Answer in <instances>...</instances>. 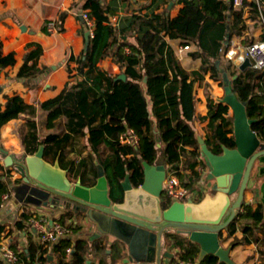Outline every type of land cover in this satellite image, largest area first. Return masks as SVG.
Wrapping results in <instances>:
<instances>
[{"label": "trees", "instance_id": "1", "mask_svg": "<svg viewBox=\"0 0 264 264\" xmlns=\"http://www.w3.org/2000/svg\"><path fill=\"white\" fill-rule=\"evenodd\" d=\"M94 1L99 5L88 11L95 24L93 35L89 36L86 51L79 57L70 58L77 63L78 74L83 80L41 103V108L47 111V128L56 127L58 119L65 116L70 132L62 136L51 132L42 142L32 133L30 139L27 136L23 139L28 152L34 153L43 143L45 157L54 154V158L59 156L61 160L73 140L72 134L87 138V144L96 151L104 147L97 156L99 164L104 167L114 201L124 197L121 182L126 175L131 176L134 186L143 183V161L154 164L163 158L165 165L171 164L177 169L185 159L184 168H190L192 174L199 177L197 167L206 164L198 162L201 155L199 136L194 127L197 119L194 89L197 83L206 89L209 84L206 75L223 86L229 85L232 93L245 103L247 115L257 120L252 129L264 142V71L252 68L239 70L226 58L232 38L246 27L244 7L250 6L258 15L264 0L257 3L244 0L243 7L238 9L233 0H184L185 5L176 17L172 18L165 12L157 13L153 15V22L145 14L134 13L121 19L120 24L110 19L118 9L117 0ZM64 17L62 15L58 23V32L65 30ZM84 24L83 34L88 30ZM167 37L183 40L184 45L195 44L197 51L192 53V57L201 60L200 67L187 70ZM261 38L264 40V35ZM106 57L120 67L121 74L126 75L125 80L100 69L99 63ZM14 62L12 53L0 55V71ZM206 97L208 112L201 118L202 121L208 120L206 141L214 153H221L223 144L234 146V117L225 115L230 108L227 104L217 102L208 91ZM35 110V107L11 100V105L0 111V137L2 128L11 119L21 113L33 114ZM130 130L139 137L138 145L120 142L121 136ZM158 138L161 139L160 146ZM31 143L32 146L28 147ZM189 147L195 151L189 152ZM0 150L6 151L1 145ZM86 164L84 162V166ZM73 168L71 164L70 172ZM12 171V167H6L0 159V205L2 195L10 194L13 186L21 182V179L11 177ZM178 174L183 178L181 173ZM74 175L88 186L95 184L98 178L96 168L74 172ZM168 203L165 200L163 205L166 207ZM241 209L227 227L228 235L233 236L237 229L242 230L241 243H257L264 259V219L256 220V215L264 212V205L254 207L246 202ZM72 212L66 210L59 220L63 226L76 232L80 226L67 223L73 217ZM33 217H37V213L24 210L15 227L20 230L30 228L29 222ZM5 231L6 225H0V239ZM167 237L179 250L173 261L197 260L200 250L196 243L176 232L169 233ZM68 248L72 249L69 259L66 254ZM103 249L104 245L99 241L64 237L50 245L33 241L30 237L27 250L18 255L26 264H46L49 257L54 258L57 264H88L91 252ZM202 264L225 263L210 254Z\"/></svg>", "mask_w": 264, "mask_h": 264}, {"label": "crops", "instance_id": "2", "mask_svg": "<svg viewBox=\"0 0 264 264\" xmlns=\"http://www.w3.org/2000/svg\"><path fill=\"white\" fill-rule=\"evenodd\" d=\"M250 1L257 3L259 0ZM117 3V11L110 16L115 24H120L121 19L134 13L145 14L153 20L154 14L165 12L166 15L173 18L180 14L185 5L184 0H117ZM97 5L99 4L94 0H0V55L6 56L12 53L15 58V64L0 71V111L8 108L13 99L21 105L32 106L36 109L33 114L21 113L2 128L0 145L8 153L16 157H20L22 154L31 155L33 152H28L23 139L26 136L30 139L32 133L38 136L39 142H42L45 140L44 137L51 132L60 133L61 136L70 132L65 116L58 119L56 127L48 129L46 124L47 111L41 108V103L59 96L66 88L68 89L83 80V77L78 74L77 63L70 61V58L72 56L79 57L86 51L85 34H83L85 24L82 20V14ZM243 5L235 6V8H241ZM261 9L262 11L257 15L250 6L244 7L243 18L246 27L239 35L232 38L231 49L239 51L248 46L250 42L264 41L261 38L264 35V4ZM62 15H65L63 20L65 30L58 32L57 27ZM51 21L56 24V29L51 30L49 28L48 23ZM22 26H26L30 31H23ZM166 39L187 70L200 67L201 60L192 57V53L197 51L195 44L191 43V49L181 54L180 49L184 46L183 40L168 37ZM99 67L111 75L121 74L120 67L110 57L101 60ZM206 78L209 82L206 89L199 83L195 85L194 89L197 116L194 127L198 136L204 137L205 140L207 138L206 125L208 120L202 121L201 118L208 112L206 91L217 102H221L225 94L224 86L220 82L212 80L209 75H206ZM149 104H151V100H149ZM72 135L73 140L67 146V152L62 157L63 159L60 160L59 156L54 158V154L44 157L50 162H55L59 158L60 165L68 171V176L72 180L78 181L80 177H76L74 172L97 169L99 163L97 155L104 147L96 151L87 144V138ZM32 144H28V147H31ZM188 150L189 152L195 151L192 147H189ZM0 159L5 165V159L2 155H0ZM184 160L180 163L182 171L188 169V167L184 168L183 166ZM84 162L87 163L86 166H84ZM198 162L202 161L198 159ZM71 164L74 165V168L70 172ZM11 167L13 170L11 177L21 179V182L13 186L9 199L5 201L2 208L0 207V225H6V231L1 235L0 247H8L18 254L27 250L30 237L33 241H40L39 235L31 228L20 230L15 227V222L24 210L35 212L37 216L47 219L48 227H51L52 221L60 223L59 218L66 210L51 209L22 202L28 195V190L24 186L25 180L17 172L15 164ZM199 167L203 166L199 165L197 169ZM181 174L183 179H188H186V183L189 186L196 182L201 183L202 181L198 180H202V178L206 180L208 175L206 173L204 176L196 177L189 173L181 172ZM211 183L214 184L213 181ZM15 187H17L16 191L14 190ZM211 189L210 187L209 194L206 192L196 202H200L207 195H213L215 191H210ZM245 201L254 207L262 204L259 195L253 193H249ZM241 210L239 209L238 213ZM72 215L73 217L67 220V223H74L80 226V229L74 231L72 236H69L70 238L90 242L99 241L104 245L103 250L91 252L88 264H125L124 259L127 258L129 252L124 243L111 235L98 237L93 223L89 222L85 215L74 211ZM263 219L264 212L256 215L257 221ZM227 230L226 228L222 234L221 239H224V242L221 245L224 248L231 247V257L236 264H264L257 243L252 241L242 244V230L237 229L238 231L233 236L228 235L229 231ZM234 240L237 241L233 243ZM162 251L163 254L166 251L170 255L168 257L163 255L161 264H170L179 253V250L170 243L167 236L163 237ZM19 261L16 264H26L23 260ZM0 264H8L2 255H0ZM34 264L40 263L35 262ZM46 264H57V262L54 258L49 257Z\"/></svg>", "mask_w": 264, "mask_h": 264}, {"label": "water", "instance_id": "3", "mask_svg": "<svg viewBox=\"0 0 264 264\" xmlns=\"http://www.w3.org/2000/svg\"><path fill=\"white\" fill-rule=\"evenodd\" d=\"M22 30L30 31L26 26ZM89 36L87 30L86 48ZM250 67L246 59L239 70ZM119 78L125 80L126 75ZM225 78L228 80L226 75ZM224 91L221 102L231 108L234 117V146L223 144L221 153H214L205 138L198 137L199 152L208 167L206 180L213 181L215 188L213 195L205 196L200 202L174 201L166 207L163 205L166 179L163 158L154 164L143 161L144 181L139 186H134L131 176L126 175L121 182L124 197L114 201L104 167L99 163L96 183L88 186L81 179L72 180L59 158L48 161L44 157V144L31 155L16 157L2 150L0 155L5 166L15 164L25 180L28 195L22 202L82 213L93 223L98 237L111 235L128 247L125 264H161L163 237L171 232L184 235L199 246L194 264H202L210 254L225 264H236L231 247L224 248L221 237L249 193L259 195L264 205V142L252 129L257 120L247 115L245 103L232 93L229 85L224 86ZM158 143L160 146V138Z\"/></svg>", "mask_w": 264, "mask_h": 264}, {"label": "built area", "instance_id": "4", "mask_svg": "<svg viewBox=\"0 0 264 264\" xmlns=\"http://www.w3.org/2000/svg\"><path fill=\"white\" fill-rule=\"evenodd\" d=\"M234 6H242L244 4V0H233ZM82 20L84 23H86L88 30L90 31V35H93L95 24L88 16V11H85L82 14ZM49 28L51 30L56 29V24H54L53 21L48 23ZM190 45H184L180 49V53H186L188 50H190ZM226 58H228L230 61H232L238 68H240V65L246 60L249 59L251 63V67L254 70H262L264 71V41H258L255 43H252L245 48L237 51L234 49H229L226 52ZM231 108H229L228 113H226V116H233L232 113L230 114ZM121 142L122 143H131L133 145H138L139 143V137L134 133L133 130L127 131V133H124L121 136ZM202 162H205V160L202 158V156L199 158ZM198 174L200 176L206 175L208 171V167L204 165L203 167L198 168ZM189 173L192 174V171L188 168L185 171L181 170V165L179 164V167L176 169L173 167V165L168 164L166 165V179L164 182V194H165V200H168L169 203H172L174 201L186 203L189 200H192L193 202H196L200 200L206 192L209 191V188H212L211 181L204 182V180H198L202 181L201 183H195L189 186L186 182V179H183L180 174L178 173ZM194 175V174H193ZM203 179V178H202ZM205 179V178H204ZM188 180V179H187ZM204 182V183H203ZM3 201L0 207L2 208L4 206L5 201L9 199V194H3L2 195ZM48 221L44 217H33L30 222L29 226L32 230H34L37 235H39L40 241L42 243L53 245V243L59 241L61 238L72 236L73 229L70 227L63 226L59 222L52 221L51 227H48L47 225ZM72 253V249L68 248L66 250V254H68V259L70 258ZM0 255H2V258L8 263V264H16L20 262L19 255L11 250L8 247H0ZM153 264H157L154 262ZM170 264H194V262L190 259L187 260H177L173 261Z\"/></svg>", "mask_w": 264, "mask_h": 264}, {"label": "rangeland", "instance_id": "5", "mask_svg": "<svg viewBox=\"0 0 264 264\" xmlns=\"http://www.w3.org/2000/svg\"><path fill=\"white\" fill-rule=\"evenodd\" d=\"M223 88V87H222ZM232 113V110H230V114ZM202 181H203V179H202ZM204 182H209L208 180H204ZM203 182V183H204ZM210 191H215V188H214V184L212 185V189L210 190ZM208 193V192H207ZM209 194V193H208ZM224 242V239H221V243H223ZM164 251V250H163ZM163 255H165L166 257H168L170 254H169V252H164V254Z\"/></svg>", "mask_w": 264, "mask_h": 264}, {"label": "flooded vegetation", "instance_id": "6", "mask_svg": "<svg viewBox=\"0 0 264 264\" xmlns=\"http://www.w3.org/2000/svg\"><path fill=\"white\" fill-rule=\"evenodd\" d=\"M121 201V200H120Z\"/></svg>", "mask_w": 264, "mask_h": 264}]
</instances>
